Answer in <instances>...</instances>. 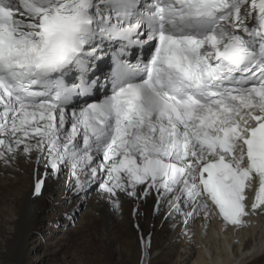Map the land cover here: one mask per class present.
Here are the masks:
<instances>
[{"label": "snow or ice", "instance_id": "obj_1", "mask_svg": "<svg viewBox=\"0 0 264 264\" xmlns=\"http://www.w3.org/2000/svg\"><path fill=\"white\" fill-rule=\"evenodd\" d=\"M114 39L156 47L143 67L114 57L112 94L69 129L66 104ZM21 146L68 165L77 191L146 185L177 210L210 200L232 225L258 177L264 211V0H0V157Z\"/></svg>", "mask_w": 264, "mask_h": 264}, {"label": "bare ground", "instance_id": "obj_2", "mask_svg": "<svg viewBox=\"0 0 264 264\" xmlns=\"http://www.w3.org/2000/svg\"><path fill=\"white\" fill-rule=\"evenodd\" d=\"M2 157L0 264H264V215L252 213L243 228L220 231L212 212L196 218V205L181 200L177 210L170 206V195L153 206V195L140 186L135 195L119 191L110 199L94 184L85 198L69 166L57 171L55 179L48 175L37 193L47 152L25 154L21 146L14 156ZM79 204L84 220L71 230L64 228ZM50 211L54 215H46ZM162 225L173 241L160 243ZM57 232L61 234L54 239ZM179 240L183 244L176 248Z\"/></svg>", "mask_w": 264, "mask_h": 264}, {"label": "rangeland", "instance_id": "obj_3", "mask_svg": "<svg viewBox=\"0 0 264 264\" xmlns=\"http://www.w3.org/2000/svg\"><path fill=\"white\" fill-rule=\"evenodd\" d=\"M3 159L1 158L0 159V161H2ZM92 195V194H91ZM86 198V197H85ZM83 204H79L77 207H79V208H76V210H78L79 209V211L77 212L76 211V214L75 215H73L72 217H74L73 218V220H72V224H70V225H66L64 228H67V229H73L75 226H79L80 225V223H82V221L84 220V217H85V215L84 216H82V210L80 211V206H82ZM4 206V205H3ZM83 207V206H82ZM5 209V208H4ZM81 209H84V208H81ZM4 215L3 216H5L6 214L5 213H3ZM50 215V214H53L54 215V213H53V211H50V212H47L46 213V215ZM7 216V215H6ZM1 225V224H0ZM50 226V228H51V230L52 229H54L53 228V226H51V225H49ZM59 229V227H56L55 229ZM54 229V230H55ZM161 230H162V237H161V239H160V243L161 242H167L166 240H169L170 239V236H169V234H167V228H166V226L165 225H162V228H161ZM78 232V229H76L75 230V233H77ZM60 234H61V232H57V234L53 237L54 239H56V238H58L59 236H60ZM164 236V237H163ZM51 239L49 242H54V239ZM36 240L38 241V239L36 238ZM40 241V240H39ZM170 242L171 241H173V239H171V240H169ZM168 241V242H169ZM182 243V240H179V241H177V247L176 248H178V245H180ZM165 244H167V243H165ZM183 244V243H182ZM174 260H176V256H174L173 258H172V261H174ZM96 263H94V264H102L101 262H99V261H95Z\"/></svg>", "mask_w": 264, "mask_h": 264}]
</instances>
